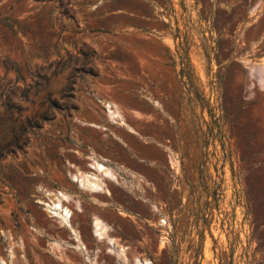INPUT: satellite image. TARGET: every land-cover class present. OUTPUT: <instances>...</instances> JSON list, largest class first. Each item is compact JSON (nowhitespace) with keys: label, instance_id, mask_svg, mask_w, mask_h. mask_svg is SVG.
<instances>
[{"label":"rangeland","instance_id":"rangeland-1","mask_svg":"<svg viewBox=\"0 0 264 264\" xmlns=\"http://www.w3.org/2000/svg\"><path fill=\"white\" fill-rule=\"evenodd\" d=\"M250 66L264 0H0V264H264Z\"/></svg>","mask_w":264,"mask_h":264},{"label":"bare ground","instance_id":"bare-ground-1","mask_svg":"<svg viewBox=\"0 0 264 264\" xmlns=\"http://www.w3.org/2000/svg\"><path fill=\"white\" fill-rule=\"evenodd\" d=\"M259 68V69H258ZM251 68L250 70H254V72L256 71V73H258V76L261 74V73H264V70L263 68ZM95 168L101 172L102 175L106 176V177H109V178H114V174L112 172V169H110L108 166L104 165V164H100V163H96L95 165ZM83 174V173H82ZM86 174V173H85ZM77 180H79V182L83 185L84 183L87 184V188L91 189V190H98V188L101 187L100 184H103V183H100L99 181H97L98 179L100 178H97L95 176H92V178L90 177H86V178H83L82 176H79L78 174H76L74 176ZM101 181V180H100ZM100 183V184H99ZM85 186V185H84ZM82 186V187H84ZM64 200H70L69 199V195L63 191H58L56 193H53V196L50 197V206L55 209L56 211L59 209L60 212L62 213V216L66 219V217L69 215V208L67 206L64 205ZM60 213V214H61ZM67 220V219H66ZM95 232L98 234V235H101V236H107L108 237V230H107V225H105L103 223V221L101 222L99 219H95ZM108 241L111 242L112 241V237H108ZM116 242V241H115ZM114 244V243H113ZM119 246V244L117 245ZM116 247V246H115ZM127 248V247H126ZM124 246H119V249H118V256L119 255H122L125 257V249ZM116 251V250H115ZM127 252V251H126ZM121 256V257H122ZM123 258V257H122ZM125 259V258H124ZM123 259V260H124ZM134 264H153L150 262V260L148 259H139V258H134ZM126 261V259H125ZM129 262V261H127Z\"/></svg>","mask_w":264,"mask_h":264},{"label":"water","instance_id":"water-1","mask_svg":"<svg viewBox=\"0 0 264 264\" xmlns=\"http://www.w3.org/2000/svg\"><path fill=\"white\" fill-rule=\"evenodd\" d=\"M251 68H253V69H254V68H258V66H250V69H251ZM250 73H252V74L258 76V73H256V71L254 72V70H252V71L250 70Z\"/></svg>","mask_w":264,"mask_h":264},{"label":"trees","instance_id":"trees-1","mask_svg":"<svg viewBox=\"0 0 264 264\" xmlns=\"http://www.w3.org/2000/svg\"><path fill=\"white\" fill-rule=\"evenodd\" d=\"M15 69L18 70V68L15 66Z\"/></svg>","mask_w":264,"mask_h":264}]
</instances>
